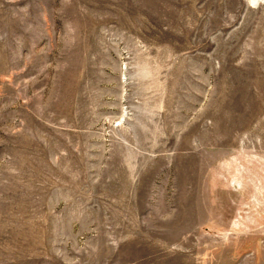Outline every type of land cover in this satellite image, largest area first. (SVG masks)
<instances>
[{"label": "rangeland", "instance_id": "374dc122", "mask_svg": "<svg viewBox=\"0 0 264 264\" xmlns=\"http://www.w3.org/2000/svg\"><path fill=\"white\" fill-rule=\"evenodd\" d=\"M0 264H264V0H0Z\"/></svg>", "mask_w": 264, "mask_h": 264}, {"label": "bare ground", "instance_id": "6f19581e", "mask_svg": "<svg viewBox=\"0 0 264 264\" xmlns=\"http://www.w3.org/2000/svg\"><path fill=\"white\" fill-rule=\"evenodd\" d=\"M254 1H257V0H254Z\"/></svg>", "mask_w": 264, "mask_h": 264}]
</instances>
